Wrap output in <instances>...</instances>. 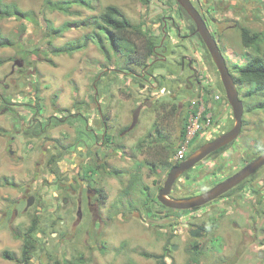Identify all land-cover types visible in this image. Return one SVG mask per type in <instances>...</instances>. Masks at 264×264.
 <instances>
[{
	"label": "rangeland",
	"instance_id": "rangeland-1",
	"mask_svg": "<svg viewBox=\"0 0 264 264\" xmlns=\"http://www.w3.org/2000/svg\"><path fill=\"white\" fill-rule=\"evenodd\" d=\"M63 1L69 0H4L30 17L0 18V36L19 42L14 48L0 47V180L4 183L0 187V264H16L5 258L3 251L10 249L20 255L24 236L18 239L13 232L25 235L35 219L32 236L38 250L30 264H54L55 258L61 264H161L154 255L163 253L173 228L150 222V218H167L169 212L157 200H147V195L156 196L157 187L177 162L175 150L182 143L179 135L189 104L183 101L186 97L196 99L203 81L192 89L179 87L190 72L182 58L198 59L199 69L205 71L209 86L205 96L219 124L206 128L191 142L189 157L235 124L219 70L198 35L195 20L178 0H158L160 7L155 3L147 7L140 0H90L93 10L74 2L71 10L79 14L54 9ZM193 1L198 9H204L202 14L233 74L234 64L246 62L248 54L254 53L253 48L243 45L241 27L264 32V0ZM109 4L121 7L135 24L146 22L141 30L155 38L156 50L147 68L126 70L127 60L107 38L102 43L89 39L72 55L49 52L74 40L84 42L93 29L92 17ZM65 22H72V27L50 41V23L63 26ZM21 45L26 56L24 49L18 48ZM34 49H38L36 55L31 53ZM236 86L245 103L241 135L191 171L181 173L170 198L200 196L213 181L250 160L253 153H264V109L257 107L264 97L245 96L249 86ZM216 93H221L224 101H216ZM158 123L163 139L155 132ZM82 175L88 184L78 182ZM87 185L103 188L109 197L99 207L107 223L97 220L94 224L96 214L87 205ZM241 189L243 197L251 200L254 194L263 195L264 168ZM30 196L34 203L27 206ZM80 197L82 219L77 215ZM213 209L208 206L180 212L182 218L176 227L180 234L173 240L179 245L177 264H191L185 252L188 233L183 223L187 214L203 212L198 219L202 220L206 211ZM259 243L254 246V255L238 264H264L257 254L263 249ZM144 251L152 256H144ZM201 264L219 262L210 257Z\"/></svg>",
	"mask_w": 264,
	"mask_h": 264
},
{
	"label": "flooded vegetation",
	"instance_id": "flooded-vegetation-1",
	"mask_svg": "<svg viewBox=\"0 0 264 264\" xmlns=\"http://www.w3.org/2000/svg\"><path fill=\"white\" fill-rule=\"evenodd\" d=\"M154 3L155 5L158 6L160 2L158 0H154L153 4ZM160 6L161 5H159V7ZM199 9L204 10L201 8ZM186 55L187 54H185V56ZM188 57L189 56L187 55V57L182 58V60L187 65V68L189 67L190 72H187L186 74L187 76L185 77V80H183V82H180L181 84L179 87L181 88L187 87V89H192L195 84L200 83V79H199L200 69L197 63L198 59L194 60V58L192 57L188 58ZM185 68H183L182 74H184ZM189 98L186 97L185 98L186 101H183V104L185 102L187 103L189 101L188 100ZM180 107L179 109L181 110ZM105 128L107 130L106 125ZM105 135H106V131L102 135V140H101L102 142H104L106 138ZM101 141L98 142L99 144L102 145ZM255 150L258 152V149ZM253 154L254 156L250 160H246L243 164L240 165V167L239 166L236 167V169H234L231 173L229 172L225 177L221 178L220 180L213 181L215 183L212 184V186L207 191H209L210 189H212L222 181L226 180L230 176L234 175L245 165H247L248 163H250L251 161H253L258 156L261 155V153H257V154L253 153ZM211 156H213V154L208 155L199 163L203 162L204 160H207ZM199 163H197L191 169L184 171V173L191 171ZM176 165L178 164H175L174 166ZM263 168L264 166H262L253 174H251L249 177L245 178L238 185H236L232 189L222 194L217 199L210 201L203 206H199L203 208L209 206L210 209L214 208L213 210H207L202 220H198V219H200V217L204 215L203 212L200 214H195L193 211L192 212L190 211L187 214V216L189 217L183 223V225L185 231L188 233V237H186L185 240L186 241L185 252L187 254L186 260H188V263L191 262V264H201L203 261L206 262L210 257H214L217 259V262H219V264H238L240 262L239 260H243L254 255L253 252L255 251L254 246L258 242H260L259 244L263 245V249H259L257 251L258 252L257 254L258 255L260 254L262 256V259L264 260V194L263 195L254 194L252 196L253 200H251V198H248L247 195L243 197L244 194L242 193V189H241L242 186L245 185L252 176L259 173ZM91 172L92 171H90L89 173ZM78 182L79 183L85 182L88 184V180L86 181L85 176L83 175L78 176ZM164 183L157 187V194L156 196H153L152 198L153 201L157 200L158 202H160L158 196L160 189L164 186ZM87 187H88L87 205H89L91 211L96 214L94 218V224L95 225L98 224L97 220L99 222L104 221L107 223L108 219L107 218L103 219L102 215L100 214L101 208L99 207L100 204L106 203L109 197L106 195V192H104L103 188H99L96 186L89 187L88 185ZM172 191L173 188L170 194H172ZM262 193H264V189L262 190ZM120 200L121 202L124 203L123 198H120ZM82 202L83 200L80 197L79 205L77 209V215L80 219L83 218ZM244 205L245 208L242 207ZM163 207L164 209H167L169 212L167 218H164L163 220L150 218L149 220L153 224H158V223L169 224L170 228L173 229L171 234L168 236L166 243L164 244L163 253L154 256L158 260H160L161 264L164 263L168 264L167 262L168 259H169V264H173V262L177 264L175 253L179 251V245L174 243L173 240L176 239L180 234L179 232H177L176 227L179 226L178 224L179 218H182V214H180L182 210L169 208L164 204ZM199 207H195V208H199ZM160 208L161 206H158V209ZM149 213L153 214L154 212L149 211ZM194 232L196 234H199V236L194 235L193 234Z\"/></svg>",
	"mask_w": 264,
	"mask_h": 264
},
{
	"label": "trees",
	"instance_id": "trees-1",
	"mask_svg": "<svg viewBox=\"0 0 264 264\" xmlns=\"http://www.w3.org/2000/svg\"><path fill=\"white\" fill-rule=\"evenodd\" d=\"M143 5H146L147 7L151 6L152 0H140ZM74 2L79 3L82 7L95 9V6L90 2V0H69V1H63L62 3H57L54 6V9L60 10L66 13L71 14H79L80 12H74V10H71L72 4ZM180 5V3L178 2ZM182 10L185 11L184 8ZM11 16H18V17H25L29 16L26 14L24 10H21L17 5L14 4H7L4 2V0H0V18L5 19ZM93 22V29L92 31L88 32L85 35V41L82 42L80 39L74 40L73 42H69L65 45L61 46H54L52 50L49 52L55 55H60L63 53L67 54H74L75 52H78L82 50L86 45L89 39H97L100 43H102L101 40L104 38H107L108 42H110L113 49L116 50V52L121 53L123 57H125L126 61V70H131L132 72L135 71L136 68L145 69L150 64V57L155 54V44L153 37H148L147 33L144 32V30H141V27L146 22H140V24H135L132 22V20L124 13V11L115 4H109L107 5L103 11H101L99 14L94 15L92 17ZM89 23V22H88ZM72 27V22H65L63 26H54L52 23L48 26V32L47 34L50 36L49 40L53 41L54 38L62 36L67 30H69ZM193 30H196V26H193ZM47 35V36H48ZM199 37L203 41L201 35L198 33ZM241 37H242V43L245 47L253 48L254 53L248 54V59L244 63H235L234 64V78L236 81V84L240 87L242 85L249 86V90L244 93L245 96H263L264 97V32L259 30H254L252 28L242 26L241 27ZM17 43H19L17 41ZM16 40L11 38L10 36H0V47H17ZM204 43V41H203ZM21 47L23 50V46H18V48ZM23 56H26L27 52L24 49L22 51ZM33 54L38 53V49H34L31 51ZM9 59V58H6ZM52 64L55 62L49 58L48 59ZM3 60H0L2 62ZM136 73V72H134ZM207 91L209 92L208 88ZM207 101H209L207 96ZM257 107L259 109H264V100H262ZM177 109H179L177 107ZM211 109V108H210ZM209 110V109H208ZM188 112H185V117L182 121L181 131L179 137L181 139L185 138L187 127H188ZM159 123L155 127V132L158 133V137L160 139L165 138L164 134L162 132V129ZM195 142V139H194ZM193 142V143H194ZM258 147H260V142L257 143ZM172 148V145H169V150ZM226 146L216 150L215 152L211 153L215 154L220 152L221 150L225 149ZM177 152V150H175ZM162 163L165 161V159L160 160ZM181 161L175 162V164H180ZM151 165L155 163L150 162ZM174 164V165H175ZM172 164L171 167L174 166ZM156 169V168H155ZM122 171V170H121ZM121 171H118L117 174H119ZM137 175L135 177L133 176V181L135 184L138 183ZM137 179V180H136ZM3 181L0 180V187L3 185ZM144 189H147L145 187ZM153 196L147 195V200H152ZM131 203L132 200H130ZM163 205V204H162ZM36 219L31 225L28 230L25 232V235H21L20 232H17L14 230L13 234L16 238H21L24 236V241L22 245V252L20 255H18L16 252L5 249L3 251V256L7 259H11L16 264H30L32 261V258L34 256V253L38 250V244L37 239L33 238V231L36 229ZM142 254L146 257H151L152 254L150 252H142ZM83 262V260H80ZM67 262V261H65ZM54 264H61V260L58 258H55L53 260ZM70 264V263H67Z\"/></svg>",
	"mask_w": 264,
	"mask_h": 264
},
{
	"label": "water",
	"instance_id": "water-1",
	"mask_svg": "<svg viewBox=\"0 0 264 264\" xmlns=\"http://www.w3.org/2000/svg\"><path fill=\"white\" fill-rule=\"evenodd\" d=\"M153 2L154 0H152L151 3L152 7ZM178 2L189 12V14L196 22L197 32H199V34L201 35L207 49L209 50L212 58L217 65L221 80L226 90L227 98L232 106L233 116L236 120L234 126L231 129L211 140L208 144L203 146L197 154L190 156L189 158L183 160L180 164L171 168L165 180L164 186L160 189L158 199L161 203L169 208L177 210H187L203 206L208 202L217 199L222 194L238 185L245 178L256 172L258 169L264 166V153L245 165L237 173L230 176L229 178L222 181L200 196L180 200L172 199L169 197L173 185L175 184L178 176L181 173L191 169L208 155L236 140L241 135L244 125L245 112V103L240 96L239 90L237 89L234 76L230 71L225 55L221 51L219 43L212 33L211 29L209 28L208 23L202 14V11L197 8L192 0H178ZM16 62L18 65H22L19 60H17ZM33 203L34 197L30 196L27 201V206H31ZM193 234L199 236V234H196L195 232ZM173 264H175V262H173Z\"/></svg>",
	"mask_w": 264,
	"mask_h": 264
},
{
	"label": "built area",
	"instance_id": "built-area-1",
	"mask_svg": "<svg viewBox=\"0 0 264 264\" xmlns=\"http://www.w3.org/2000/svg\"><path fill=\"white\" fill-rule=\"evenodd\" d=\"M199 77L203 79L205 83L208 82L205 71H201ZM214 99L216 101H224L221 93L214 94ZM189 104H191V108L187 110L189 114L187 132L182 143L177 148L175 156L177 160L184 159L187 156L186 154L189 151L191 142L198 136H201L206 128L212 129V126L215 127L217 123L214 121V111L208 106L204 89H202L201 93L197 95L196 99H190ZM196 106L198 107L197 109ZM216 126H219V124Z\"/></svg>",
	"mask_w": 264,
	"mask_h": 264
},
{
	"label": "clouds",
	"instance_id": "clouds-1",
	"mask_svg": "<svg viewBox=\"0 0 264 264\" xmlns=\"http://www.w3.org/2000/svg\"><path fill=\"white\" fill-rule=\"evenodd\" d=\"M194 4H195V3H194ZM208 51H209V50H208ZM225 58H226V57H225ZM201 71H203V70L200 69V70H199V74H200ZM199 79L201 80L200 77H199ZM202 82H203V84H202ZM201 85H202V88H201V90H200L199 93H201L202 89H204V93H206V89H207L206 87H209V86H208V83H205L204 81L201 80ZM206 100H207V97H206ZM189 101H190V100H189ZM189 101H188L187 103H189ZM225 101H227V103L230 104L228 98H226ZM207 103H208V105H209V101H207ZM184 104H185V103H184ZM230 105H231V104H230ZM210 108H211V110H212V106H210ZM231 108H232V106H231ZM209 110H210V109H209ZM232 111H233V110H232ZM233 117H234V116H233ZM238 138H239V137H238ZM183 139H184V138H183ZM183 139H182V140H183ZM187 158H189V156H186L184 159L177 160V161H183V160H185V159H187Z\"/></svg>",
	"mask_w": 264,
	"mask_h": 264
},
{
	"label": "bare ground",
	"instance_id": "bare-ground-1",
	"mask_svg": "<svg viewBox=\"0 0 264 264\" xmlns=\"http://www.w3.org/2000/svg\"><path fill=\"white\" fill-rule=\"evenodd\" d=\"M208 26H209V25H208ZM209 28H210V27H209ZM181 105H182V104H181ZM184 105H185V104H184ZM186 107H187L186 109L189 110V109L191 108V104L186 105ZM197 108H198V107L196 106V109H197ZM232 112H233V111H232Z\"/></svg>",
	"mask_w": 264,
	"mask_h": 264
},
{
	"label": "crops",
	"instance_id": "crops-1",
	"mask_svg": "<svg viewBox=\"0 0 264 264\" xmlns=\"http://www.w3.org/2000/svg\"><path fill=\"white\" fill-rule=\"evenodd\" d=\"M4 48H8V47H4ZM14 48V47H13ZM95 84V88H96V86H97V83H94ZM20 113V112H19ZM22 114V113H21Z\"/></svg>",
	"mask_w": 264,
	"mask_h": 264
}]
</instances>
